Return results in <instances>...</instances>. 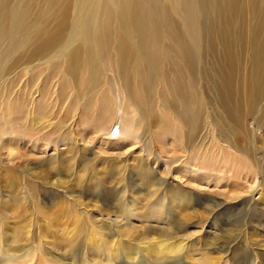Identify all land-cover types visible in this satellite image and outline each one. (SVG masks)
<instances>
[{
	"label": "rangeland",
	"instance_id": "obj_1",
	"mask_svg": "<svg viewBox=\"0 0 264 264\" xmlns=\"http://www.w3.org/2000/svg\"><path fill=\"white\" fill-rule=\"evenodd\" d=\"M48 16L37 8L29 24L39 20L44 33ZM15 63L10 61L0 76V122L11 106L18 114L25 96L16 93L29 90L24 67ZM35 67L40 66L28 69L30 83L55 81L63 100L89 84L86 73L70 76L47 66L35 72ZM103 88L100 78L92 89L99 90L92 93L94 100L103 96ZM104 98L102 110L91 112L84 125L70 122L76 105L58 112L61 129L51 139L53 146L27 145L22 136L5 135L0 125V145L10 141L9 149L0 148V264H264V151L257 147L239 156L221 145L225 161L216 153L206 158L211 174L194 175L192 163L180 167L185 174L177 164L147 166L141 161L148 157L145 148L164 149L159 129L150 136L139 118L131 122L125 115L122 99L116 108L113 94ZM113 99L115 126L100 118L112 110ZM124 121L137 131L128 132L136 145L106 141L122 137ZM248 123L259 126L264 138L262 117H250ZM56 130L49 123L39 128L48 138ZM35 143L34 152H25ZM176 145L165 157L187 158L184 143ZM141 165L144 172L138 170Z\"/></svg>",
	"mask_w": 264,
	"mask_h": 264
},
{
	"label": "bare ground",
	"instance_id": "obj_2",
	"mask_svg": "<svg viewBox=\"0 0 264 264\" xmlns=\"http://www.w3.org/2000/svg\"><path fill=\"white\" fill-rule=\"evenodd\" d=\"M37 8L50 14L44 33L39 20L29 24ZM10 61L24 67L29 90L16 93L25 96L22 106L18 114L16 106L6 109L0 125L5 135L22 136L27 145H55L58 112L76 105L70 122L84 125L91 112L102 110L104 96L113 94L116 108L123 100L121 108L131 122L139 118L150 136L159 129L164 149L145 148L148 157L141 161L147 166L177 164L185 174L180 167L192 163L194 175L211 174L206 158L216 153L225 161L221 145L239 156L257 147L264 151L260 127L248 123L253 116L264 120V0H0V76ZM31 65L40 66L32 68L35 72L47 66L70 76L86 73L91 88L84 86L63 100L55 81L30 83ZM100 78L105 89L94 100L92 93L99 90L92 89ZM114 106L113 99L112 110L101 112L104 124L116 123ZM47 123L57 128L49 138L39 131ZM131 126L124 121L121 138L104 139L115 146L123 140L136 145L129 138V130L137 132ZM6 143L0 148L9 149ZM177 143L189 149L187 158H166ZM36 148L35 143L25 152Z\"/></svg>",
	"mask_w": 264,
	"mask_h": 264
}]
</instances>
